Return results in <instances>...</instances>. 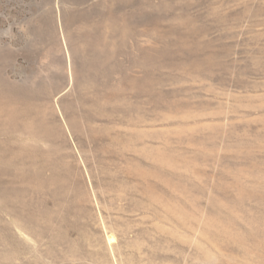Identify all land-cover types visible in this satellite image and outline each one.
<instances>
[{"label": "rangeland", "instance_id": "1", "mask_svg": "<svg viewBox=\"0 0 264 264\" xmlns=\"http://www.w3.org/2000/svg\"><path fill=\"white\" fill-rule=\"evenodd\" d=\"M0 264H264V0H0Z\"/></svg>", "mask_w": 264, "mask_h": 264}, {"label": "bare ground", "instance_id": "2", "mask_svg": "<svg viewBox=\"0 0 264 264\" xmlns=\"http://www.w3.org/2000/svg\"><path fill=\"white\" fill-rule=\"evenodd\" d=\"M68 55V54H67ZM67 59H68V63H69V74L68 75H70L69 77H70V81L72 82V78H73V69H72V67H71V63H70V58H69V55L67 56ZM69 81V80H68Z\"/></svg>", "mask_w": 264, "mask_h": 264}]
</instances>
